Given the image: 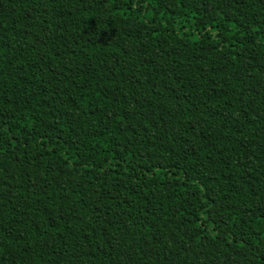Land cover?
<instances>
[{
    "label": "trees",
    "instance_id": "16d2710c",
    "mask_svg": "<svg viewBox=\"0 0 264 264\" xmlns=\"http://www.w3.org/2000/svg\"><path fill=\"white\" fill-rule=\"evenodd\" d=\"M0 264H264V0H0Z\"/></svg>",
    "mask_w": 264,
    "mask_h": 264
}]
</instances>
